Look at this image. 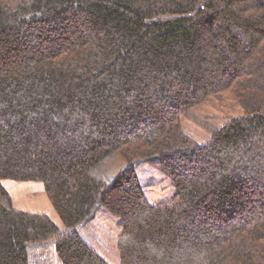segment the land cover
Returning a JSON list of instances; mask_svg holds the SVG:
<instances>
[{
  "label": "trees",
  "instance_id": "1",
  "mask_svg": "<svg viewBox=\"0 0 264 264\" xmlns=\"http://www.w3.org/2000/svg\"><path fill=\"white\" fill-rule=\"evenodd\" d=\"M213 95L241 112L199 139L182 116ZM140 163L174 193L150 202ZM100 207L119 264H264V0H0V264H109L78 232Z\"/></svg>",
  "mask_w": 264,
  "mask_h": 264
},
{
  "label": "rangeland",
  "instance_id": "2",
  "mask_svg": "<svg viewBox=\"0 0 264 264\" xmlns=\"http://www.w3.org/2000/svg\"><path fill=\"white\" fill-rule=\"evenodd\" d=\"M241 112L237 103L211 96L206 102L193 107L182 116V124L192 135L201 139ZM138 178L150 202H157L174 193V185L158 166L140 163L136 166ZM2 184L9 191L15 207L48 214L57 224L59 218L44 192L40 181L6 179ZM119 218L100 207L94 216L78 227L82 239L109 264H119L117 237L120 233ZM29 264H61L54 245L35 246L29 249Z\"/></svg>",
  "mask_w": 264,
  "mask_h": 264
}]
</instances>
